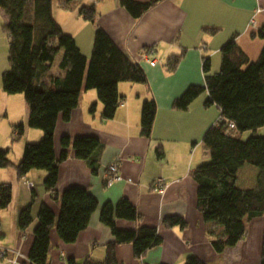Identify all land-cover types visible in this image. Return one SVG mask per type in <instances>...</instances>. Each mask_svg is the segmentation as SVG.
I'll use <instances>...</instances> for the list:
<instances>
[{
	"label": "crops",
	"instance_id": "crops-1",
	"mask_svg": "<svg viewBox=\"0 0 264 264\" xmlns=\"http://www.w3.org/2000/svg\"><path fill=\"white\" fill-rule=\"evenodd\" d=\"M57 1V8L62 10L61 0ZM79 1L83 0L70 4ZM85 1L87 5H94L95 27H84L83 34L78 36L80 39L71 36L80 52L87 60L90 58L94 32L100 28L132 63L143 68L147 83H119L117 91L124 99L110 120L101 118L103 106L94 90H82L68 122L58 118L53 135L56 160L62 151L60 141L63 136L95 137L101 150L99 168L93 174L85 161L75 158L72 148L67 149V158L58 164L56 192L60 195L69 187H80L96 198L98 206L87 228L79 233L74 243H63L55 228L51 229L47 264H67L68 259L76 263H82L86 258L104 260L106 245L113 237L109 228L99 221L100 209L106 202L115 204L120 199H127L136 208L139 220L116 219L118 229L134 230L139 225L155 227L162 239L161 245L147 251L141 260L143 264H184L192 256L205 264H242L251 255L255 256L252 264H259L264 214L245 223L244 240L217 254L207 230H214L218 219L202 215L196 207L197 184L191 173L212 157V151L204 146L202 138L207 129L219 121V110L214 105L204 106L208 97L206 91L194 99L186 111L175 110L172 104L189 86H204V58L210 59V73L217 72L220 48L229 39H234L250 61L258 58L264 46V0H159L138 19H133L120 6L119 0ZM81 4L74 5L75 21L88 22L78 13ZM53 5L52 0V13ZM71 10L73 7L63 9L69 14ZM252 19L254 23L251 24ZM6 21L7 16L0 9V25ZM149 49L151 52L147 53ZM182 53L176 69L169 72L167 59ZM61 57L59 53L48 75H61L58 68ZM151 61L155 65L151 66ZM40 84L47 87L48 78H43ZM149 100L155 101L157 109L151 136L145 138L140 134V114L143 102ZM93 104L95 112L90 113ZM0 117L6 119L0 130V145L11 148L10 153L15 158L13 160L11 154L9 158L16 164L24 145L38 142L43 133L26 127L28 108L24 98L19 94H6L1 86ZM17 123H23L25 131L19 142L12 145V127ZM259 132L264 134V129ZM113 163L118 165L120 179L107 186V167ZM257 174V168L249 164L232 172L236 186L241 190L255 188ZM45 176L44 171L33 170L18 179L14 168L0 169V183H9L12 190L8 206L11 213L7 216L8 208L3 210L7 211L10 225L9 229H3L0 221V246L17 250L25 257H28L33 242L39 207L45 204L55 217L59 214V202L43 188ZM156 179L164 182L162 193L153 190ZM32 192L35 194L33 200ZM28 205L31 206L32 223L21 232L17 227L18 214ZM167 216L182 217L186 227H164L162 220ZM230 251L238 252L239 261L227 263L226 255ZM114 254L118 264H138L130 244L116 246Z\"/></svg>",
	"mask_w": 264,
	"mask_h": 264
},
{
	"label": "trees",
	"instance_id": "trees-1",
	"mask_svg": "<svg viewBox=\"0 0 264 264\" xmlns=\"http://www.w3.org/2000/svg\"><path fill=\"white\" fill-rule=\"evenodd\" d=\"M75 0H61L60 7L71 8ZM159 0L138 2L119 0L133 19L140 18ZM0 9L7 16L3 30L8 38V67L1 74V87L8 95L22 94L28 108L26 127L42 131V138L36 143H26L23 154L16 164L11 161V148H0V169L14 168L17 178L25 177L33 170L46 173L42 185L55 202H59V214L45 204L39 207L37 224L33 229V242L28 253L29 264H47L50 249V231L55 228L57 236L65 244L74 243L79 233L89 224L91 215L97 209L96 198L86 189L69 187L60 195L56 192L58 164L67 158V149L72 148L76 159L85 161L93 174L99 168L101 144L92 136H63L62 151L56 160L53 149V135L57 120L68 122L77 107L82 90H94L103 109L101 118L105 121L114 117L124 97L119 95V83L146 84L145 71L113 43L100 28H96L90 58L80 52L73 37L63 33L54 20L52 0H0ZM79 15L85 21L94 23V5H83ZM60 76L48 75L57 55ZM220 66L210 73V59L204 58L202 72L204 86L191 85L177 98L172 107L186 111L191 102L204 91L208 97L205 107L216 106L220 119L203 135L204 146L212 151L211 159L199 165L191 177L197 184L196 207L199 213L218 219L214 230H207L215 253L235 247L246 237L245 223L264 214V46L258 58L250 61L233 38L219 51ZM183 53L167 59L166 67L173 72ZM43 78L49 85L41 86ZM153 100L144 101L140 114V134L150 138L156 113ZM95 112V104L89 108ZM232 123L234 130H228ZM25 131L23 123L12 127L11 144L19 142ZM252 132L242 140L240 134ZM158 155H162L160 149ZM245 164L258 170L255 188L241 190L236 186L232 172ZM11 185L0 183V211L11 202ZM35 194L32 192V200ZM116 219L137 222L136 208L127 200L115 204L106 202L100 209L99 221L109 228L113 240L106 245L105 258L93 261L86 258L82 263L68 259L67 264H118L114 250L118 245L130 244L138 264L150 249L161 245L162 239L155 227L139 225L134 230H121ZM32 223L31 206L21 209L17 227L24 232ZM166 228L184 229L186 222L179 216L163 218ZM184 264H205L197 257H189ZM264 264V232L261 240L260 262Z\"/></svg>",
	"mask_w": 264,
	"mask_h": 264
},
{
	"label": "rangeland",
	"instance_id": "rangeland-1",
	"mask_svg": "<svg viewBox=\"0 0 264 264\" xmlns=\"http://www.w3.org/2000/svg\"><path fill=\"white\" fill-rule=\"evenodd\" d=\"M57 3H58L57 0H53V4H54L53 5V15H54L53 17H54V20L61 26L64 34L69 35V36H73L74 35V36H77V38L80 39V37H78V36H81L83 34L82 31H84V27H93L94 26L93 23H90V22H84V21L76 22L75 21V15H76L77 12L75 11L76 10L75 9L76 6H74V5L75 4L76 5H80L81 3L83 5H85V4L87 5L88 4L87 1L83 0L82 2L79 1L77 3H73L72 6H71V7H73V10L69 11L71 16H68L70 14L64 12L65 10L63 11V9L61 10V9L57 8ZM82 4H81V6H82ZM0 35L2 37V38L0 37V86H1V74L8 67V63H7L8 38H7V35L5 34V32L3 30V26L2 25H0ZM149 52H151L150 49L147 51V53H149ZM19 95H21L23 97L22 94H19ZM5 120L6 119L4 117H0V130H3V125L5 123ZM17 124H14V125H17ZM251 133L252 132H250V131L241 133L240 134V138L242 140H245L246 138H248L251 135ZM17 143L18 142L14 143L12 145H16ZM0 148L5 149V148H9V147L8 146L3 147V146L0 145ZM11 153H12V150H11ZM22 154H23V150H22L21 156H20L19 160H17V162L20 161V159L22 157ZM11 158H13V160H14V158H15L14 154H11ZM10 209L11 208H8V210H7L8 211L7 216L11 213ZM7 211H0V217H1L0 221H2V223H3V229H9V225H10V224L7 223L8 222V219L6 218L7 217L6 216ZM11 222H12V220H11ZM0 247L8 248V247H5V246H0ZM237 253L238 252H236V251L228 252L227 255H226L227 263H229V261L231 263H235L236 261H239L238 259H240V258H239V256H237ZM253 260H255V256L254 255L248 256V257H246L244 262H242V264H252ZM4 263L7 264V262H4Z\"/></svg>",
	"mask_w": 264,
	"mask_h": 264
},
{
	"label": "built area",
	"instance_id": "built-area-1",
	"mask_svg": "<svg viewBox=\"0 0 264 264\" xmlns=\"http://www.w3.org/2000/svg\"><path fill=\"white\" fill-rule=\"evenodd\" d=\"M250 23H254L252 19ZM150 65H155L154 61L150 62ZM218 122V121H217ZM228 130H234V125L230 123L228 125ZM120 179L118 174V165L117 163H113L107 167V176H106V185L110 186L113 182L118 181ZM32 184L29 183V186ZM165 185L162 179H156L153 183V190L162 193L164 191ZM0 261L7 262V264H29V259L21 254L17 250H12L8 248L0 247Z\"/></svg>",
	"mask_w": 264,
	"mask_h": 264
}]
</instances>
